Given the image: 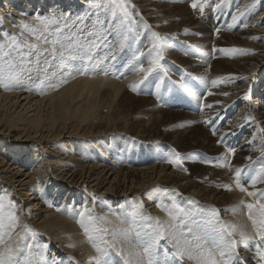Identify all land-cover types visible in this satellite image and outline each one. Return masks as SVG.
Instances as JSON below:
<instances>
[{
	"label": "bare ground",
	"instance_id": "obj_1",
	"mask_svg": "<svg viewBox=\"0 0 264 264\" xmlns=\"http://www.w3.org/2000/svg\"><path fill=\"white\" fill-rule=\"evenodd\" d=\"M61 1L56 16L50 10L53 0L49 7L42 0L34 2L38 11L46 7L47 15L40 19L54 23L47 29L37 23L39 38L33 36V25L17 31V36L25 31L24 41L37 49H24L22 67L12 59L16 69L2 73L23 69L11 86L0 85V179L17 205L4 198V212L14 211L17 223L14 229L0 228V250L12 248L16 264H148L143 247L150 235L162 231L154 264H205L195 244L221 261L216 245L225 226V241L230 243V236L236 240L229 264H264L259 256L264 239L254 235L259 223L250 218L251 213L259 221V212L247 207L260 199H251L229 181L237 169L244 176L251 160L264 161V0H207L203 10L204 0H131L127 17L101 0ZM6 8L13 10L5 25L15 32L19 26L12 21L19 19L10 18L18 11L5 1L0 13ZM227 12L237 19L226 24ZM246 16L251 21L244 23ZM238 23L239 32L231 34ZM226 33L238 43H228ZM196 49L206 50L202 60ZM214 55L218 59L209 62ZM166 69L177 74L169 77ZM141 80L133 91L130 86ZM194 93H206V99L202 114L195 112L196 119L186 121L188 127L179 119L182 113L167 107L177 102L195 106ZM139 109L152 113L138 123L144 138L140 154L132 157L125 144L123 161L111 160L120 155L118 145L112 151L110 142L116 143L122 133L130 135L114 128L126 127ZM225 118L228 122L216 137L213 131ZM194 121L197 125H190ZM7 122L9 131L4 132ZM156 136L173 141L171 147L157 145ZM262 152L261 160L254 157ZM174 203L189 214L179 217L184 225L169 214L175 213ZM85 208L91 217L85 219L88 232L79 215ZM174 236L192 258L187 252L176 255ZM245 237L259 244L256 255L246 253ZM185 240L192 243L186 246Z\"/></svg>",
	"mask_w": 264,
	"mask_h": 264
},
{
	"label": "rangeland",
	"instance_id": "obj_2",
	"mask_svg": "<svg viewBox=\"0 0 264 264\" xmlns=\"http://www.w3.org/2000/svg\"><path fill=\"white\" fill-rule=\"evenodd\" d=\"M5 1H9V3L10 4H13V6H14V9H16L18 12V17L16 16V14H15V12H13L12 13V16H11V18L10 19H12V17H14V19H16V18H18L19 19V22H17V20H16V22H13L12 21V23L15 25V26H19L18 27V29L13 33L12 31H9L8 29H7V26L5 25V19H6V17H8L9 16V13L13 10L12 8H9V9H7L6 8V11L5 12H2V13H0V43H4V44H9L10 42H11V37L12 36H15L18 40H19V42L21 43V44H24L25 43V39L24 38H27L26 36H27V33L24 31V34L23 33H20V35L19 36H17V34H16V32L17 31H23V30H27V29H29L32 25V27H33V29L35 28V25L37 24V23H39L40 21H39V19L38 18H40V17H43V16H45V15H47V12H46V7H45V10H41V11H38L39 9H37V4L35 5L34 4V2L35 1H39V0H0V4H3ZM43 2H45V4H46V6L47 7H49V0H42ZM54 1V3H56V5H54V8L53 7H51L50 8V10L52 11V14L53 15H55L56 16V13H55V11H57L56 10V8H59V5L62 7L63 6V2L61 1V0H53ZM98 2L100 1V0H97ZM121 1H124V3H125V5L124 6H126V8H129V6H130V3H131V0L129 1V0H117V3H122ZM244 1V0H243ZM243 1H242V3H243ZM101 2L102 3H105V6H107V4L106 3H108L114 10H116V11H118L119 9L115 6V5H113V4H111L110 3V0H101ZM15 3H17L16 5H15ZM29 3H31L33 6H32V9H30V6H29ZM128 3V4H127ZM22 5V6H21ZM96 5H97V3H96ZM18 7V8H17ZM36 8V9H35ZM238 7H236V9H237ZM15 10V11H16ZM38 13V14H37ZM58 13H59V11H58ZM118 14H121V11H119V12H117ZM124 14L122 13V16H123ZM38 16V17H37ZM208 17H210L211 16V13H208V15H207ZM212 16L214 17V15H213V13H212ZM226 16H228V18H227V20L229 19V21H227V20H225L224 21V23L227 21V23L226 24H228L229 22H230V19H232V17H233V15H232V12L231 13H229V12H227V14H226ZM3 18V19H2ZM25 19V20H24ZM244 20H245V22L244 23H247V22H250L251 21V18H249V16H246L245 18H244ZM28 21V22H27ZM217 19L215 18V20H213L211 23L215 26V25H217ZM33 23V24H32ZM28 24V25H27ZM24 25H27L28 27H24ZM31 25V26H30ZM238 25H240V23H238L237 24V26H235V28H234V31L233 32H230L231 34L233 33V35H237V32H239V30H237L236 31V28L238 27ZM214 26H213V30H214ZM6 27V28H5ZM23 28H25V29H23ZM30 31V30H29ZM11 32V33H10ZM5 33H7L8 35L7 36H5ZM14 35H13V34ZM10 35V36H9ZM37 33L35 32V34L33 33V36L34 37H39L40 35H37ZM226 35H227V42L228 43H230V44H234V45H236L238 42H234L232 39H231V36H229L227 33H226ZM23 36V37H22ZM199 36V34H197V37ZM264 36V35H263ZM22 41H23V43H22ZM28 41H30V39L28 38ZM27 47H25V48H23L22 49V52H23V57H21L20 55H17L18 53L17 52H15V51H12L11 52V55H10V57H7L6 58V60L8 61V60H10L9 62L11 63V65L12 64H14V63H12V61L14 60L15 61V63H16V61L18 62L17 64L18 65H22L23 63H24V58L27 56V53H25V51H24V49H26ZM201 48V47H200ZM5 51H10V49H8V48H5ZM202 51V52H201ZM201 51H199V50H195L194 51V54H196L198 57H199V59L200 60H202L203 58H202V53H204V52H206V50L204 49V50H201ZM14 55V56H13ZM16 57V58H15ZM10 58V59H9ZM13 59V60H12ZM214 59V60H213ZM216 59H218V57L216 56V55H214V58H212L209 62H214ZM19 60V61H18ZM20 60H21V62H20ZM23 61V62H22ZM22 63V64H21ZM4 64V65H3ZM4 66V67H3ZM6 66V67H5ZM9 66V63H4V62H0V73H3L4 75H7L6 74V71L8 72V71H10V70H15L16 69V66L14 67V68H9L8 67ZM22 67V66H21ZM7 69V70H6ZM6 70V71H5ZM3 71V72H2ZM200 71H203V70H200ZM166 73H167V75L169 76V77H173V76H175L177 73H175L174 71H172V70H170V69H166ZM181 74L185 77L184 78V82L185 83H187V82H189L190 81V78L188 77V73H187V71H186V69L184 68L182 71H181ZM264 87V86H263ZM154 91H156V89L155 88H153L152 89V92L154 93ZM192 96H193V99L195 100V102H196V104H195V106L194 105H192V104H188V103H183V102H177V103H174V104H169L168 105V109L170 110V112H172V111H174V113H176L175 111H177V112H180V113H182V115L180 116V120H183V125L184 126H188L189 127V124H186L188 121H192V120H194V119H196V114H195V112H198L197 114L198 115H201L202 114V107H203V104H204V102H205V99H206V93L205 94H201V95H198V93H194V94H192ZM199 99H201L202 101H201V103L200 102H198V100ZM130 101V100H129ZM126 102V101H125ZM201 112V113H200ZM135 113L137 114L136 116H129V118H128V120L127 121H125V124H126V127H124V128H121V127H115L114 129L115 130H117V131H121V132H128V133H130V135L129 134H125V133H122V137L118 140V141H116V143H113V142H110V144H109V146H110V148L112 149V151H114V145L115 144H117L118 145V147H117V151H118V153H119V155H120V157H118V156H116V155H113V157L111 156V160H120L121 162L123 161V158L125 157V155L128 153V150L124 147L125 146V144H127L129 147H130V152H132V154H133V156L132 157H134V156H138L139 154H140V152H141V150H142V148H143V143H144V138L143 137H140V133H141V131H140V129H141V127H139V125H138V123L139 122H142L143 120V122H145V120L149 117V116H151L152 115V113H149V111H141L140 109L139 110H136L135 111ZM208 114L209 115H213V112H211V111H209L208 112ZM135 118H138L137 119V124L134 126V127H132V121L133 120H136ZM228 120V118H225L224 119V124H221V125H218V127H216V129L213 131V135H215L216 137H219V136H221V132H220V129L222 130V128L223 127H225L226 126V123L228 122L227 121ZM185 121V122H184ZM187 121V122H186ZM7 126H6V125ZM4 124V126L2 127V130L5 132H7V130H8V127H9V123L7 122V123H5ZM190 125H192V126H196L197 125V122H192ZM211 127H212V124L210 125ZM178 129L179 130H181V129H184V127H178ZM9 131V130H8ZM154 138V137H153ZM160 137H157L156 136V140H160L159 139ZM191 138H194V136H191ZM189 139L188 140V142H190V143H193L194 141L192 140V139ZM204 139V137H201V140H203ZM140 140H142L141 142H140ZM171 142H173V141H169L168 140V142H162L161 140L157 143V145H159V146H163V147H171V145H172V143ZM255 142L253 141L252 143H251V145L253 146V145H255L254 144ZM237 146H238V143H236L232 148L235 150L236 148H237ZM5 147L6 146H2V148L3 149H5ZM116 148V147H115ZM10 149V148H9ZM8 148L6 149V150H9ZM204 154H206V156H210L211 157V155H208L207 153H204ZM209 154H214V153H209ZM153 155V157L155 156V154L153 153L152 154ZM255 158H258V160H261L262 159V157H263V152L262 153H260V154H257L256 156H254ZM99 158H102L104 161H107V157H100V155H99ZM231 158L233 159V154L231 155ZM132 159H134V158H132ZM155 160H158L159 158H154ZM247 159V158H246ZM262 164H264V161L263 162H260V161H256V162H252V160L249 162V163H247L245 166H244V170H245V175L244 176H241L240 175V177H239V179H237V177L235 176V175H231L230 177L231 178H229V181H235V183H236V185L237 186H244L243 188H245V189H247V191L248 192H251V193H254V195H250V198L251 199H257V197H259L258 198V200L260 199H262V194H263V192H264V186H262V187H260L261 185H264V178H263V176H264V172H261L260 171V167H261V165ZM110 165H114V164H110ZM259 167V168H258ZM247 169H249V170H247ZM253 172H255V173H253ZM231 173H232V171H231ZM259 174H260V176H259ZM231 179V180H230ZM255 181V182H254ZM253 183V184H252ZM262 183V184H261ZM2 184V185H1ZM252 184V185H251ZM253 187H251V186ZM260 185V186H259ZM256 186H257V188L259 187V188H261V189H257L256 188ZM247 187V188H246ZM255 187V188H254ZM5 185H4V183H1V179H0V203H2L3 205H7L6 203H3L4 201H5V197H8V198H10V200H9V205H14V206H17L16 205V202L14 201V194H12V190H5ZM8 191V192H7ZM241 191V190H240ZM256 191V192H255ZM241 192H245V191H241ZM8 195V196H7ZM253 196V197H252ZM63 198V197H62ZM259 200V201H260ZM264 202V201H263ZM262 202V203H263ZM255 234H258V230L257 229H255L254 230V235ZM253 235V236H254ZM252 236V237H253ZM231 238H232V240H233V236H230ZM252 237H251V239H245L244 240V245H247V246H249L250 248L249 249H245V251H246V253L247 254H249V256H250V253H253L254 252V254L256 255L257 254V252H258V249H259V244H257V243H255V242H253V241H251L252 240ZM236 241V240H235ZM257 245V246H256ZM236 252V251H235ZM260 257H261V255H259ZM221 258V257H220ZM222 261V260H221ZM223 262V261H222Z\"/></svg>",
	"mask_w": 264,
	"mask_h": 264
},
{
	"label": "snow or ice",
	"instance_id": "obj_3",
	"mask_svg": "<svg viewBox=\"0 0 264 264\" xmlns=\"http://www.w3.org/2000/svg\"><path fill=\"white\" fill-rule=\"evenodd\" d=\"M110 3L115 5L123 14L125 17L128 16V12L126 7L124 6L123 3H117V0H110ZM207 3V0H204V3L200 4V8L201 10H203L204 4ZM196 3L193 4V7H196ZM244 13H240V15H243ZM40 23L42 25H44L45 29H47L48 25L50 23H54V21H49L47 18L44 19H40L38 18ZM80 19H83L82 17ZM237 19V17H233V20L235 21ZM24 27H28L27 25H24ZM65 27H67V25H65ZM33 33L35 34V32L37 31L36 29H32ZM61 31V29L59 27L56 28V32L59 33ZM8 34L5 33V36H7ZM157 35L158 34H154ZM39 38V37H37ZM55 43V42H54ZM157 45H154V47H156ZM24 47H28L30 49H37V45L35 44H28V43H24L21 44L19 42V40L15 37L12 36L11 37V42L9 44H4V43H0V62H4V63H9V67H13V65L10 64L9 61L6 60L7 57H10L11 52L15 51L18 53V55H20L21 57H23V52L22 49ZM5 48L10 49V51H5ZM29 55H31V53H29ZM38 55V53H37ZM61 56L64 55L63 52L60 53ZM142 55V54H141ZM78 57L75 55H71L70 59L72 60H76ZM53 59H55V52L53 50ZM29 63H31V61H29ZM37 65L39 64V58H37L36 61ZM153 65H156V61H153ZM142 71H144L143 69H141ZM23 69H21L20 71H17L13 74H10L8 76H4L2 73H0V85H3L5 88H8L9 86H11V84L15 81H18L20 78V75L22 74ZM153 71V68H149L147 69V72L145 73V79L147 78V73H150ZM43 83V82H42ZM144 81L141 80L139 81L137 84H133L130 87L132 88L133 91H136L137 88L139 87L140 84H143ZM215 83V82H214ZM181 86H183L181 84ZM228 151L230 153H234V149L229 148ZM179 157V154H177V159ZM173 163L177 162V161H171ZM260 171L264 172V164L261 165L260 167ZM237 179H239L240 175H241V170L237 169L236 173H235ZM241 191H247V189L241 187L240 189ZM158 191H161L158 189ZM163 192H167L168 189H163ZM249 195H254V193L249 192ZM173 207L175 209V213H173L172 211H169V214L173 217V219L177 220L178 225H184L185 224V219H179V217L181 215H183V217H187L189 214L186 213L184 211L183 208H181L178 204H173ZM247 207L251 210V209H257L259 212V221L256 220L255 217L251 216L250 213V218L253 219V223L256 224L257 222L259 223V229H258V235L261 236L262 239H264V203H261L260 201H257L255 204H248ZM59 210V209H58ZM88 209L85 208L83 209L79 215L81 217V224L82 226H85V219L91 220V217L88 216L86 217V213H88ZM133 217V223L135 222V217H136V213L132 214ZM6 221V222H5ZM17 223V217L15 215L14 211H10L5 213L4 212V205L2 203H0V228H9V229H14ZM157 224H159V222L157 221ZM27 227V226H26ZM234 228V226H231ZM85 231L88 232V228L85 226ZM129 230L125 229L124 232L125 234H127ZM191 231V230H189ZM163 232L162 231H158L155 232L153 235L149 236V240L148 242L145 244V246L143 247V252L145 254L148 255L149 260H148V264H154L153 261V253L154 250L156 248V245L158 244V241L160 239V237L162 236ZM10 235V233H9ZM243 235V234H242ZM174 239H176V243H177V253L176 255L183 257V255L187 252V254L189 255V258H192L191 252L187 251L186 247H181V241L179 239H177L175 236L173 237ZM197 241H199V238H195ZM245 239H251V237H245ZM219 240H220V244H217L216 247L220 248V252L219 255L221 257V260L223 261V264H229V261L231 259V255L235 252V245H236V241L235 240H231L230 243L225 241V226H222L220 229V233H219ZM3 241V236L0 235V242ZM192 242L191 241H184V245H190ZM221 245H223V247L221 248ZM31 245H28V248L31 249ZM44 248L47 247V245L43 246ZM114 247V246H112ZM195 248L197 250L200 251V255L204 257L205 260V264H221V261H218L213 253L209 250L207 252H205L203 250V247L200 243H196L195 244ZM99 250V249H98ZM16 255L15 251L12 248H7L4 250H0V264H16L15 260L13 259L14 256ZM227 256L228 259H224V257ZM261 260L264 261V252L261 253Z\"/></svg>",
	"mask_w": 264,
	"mask_h": 264
}]
</instances>
